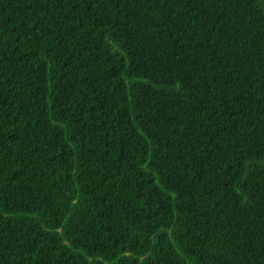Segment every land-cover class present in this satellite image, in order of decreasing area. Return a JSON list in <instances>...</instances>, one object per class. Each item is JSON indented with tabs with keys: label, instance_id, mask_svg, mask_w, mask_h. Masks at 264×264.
Returning <instances> with one entry per match:
<instances>
[{
	"label": "trees",
	"instance_id": "obj_1",
	"mask_svg": "<svg viewBox=\"0 0 264 264\" xmlns=\"http://www.w3.org/2000/svg\"><path fill=\"white\" fill-rule=\"evenodd\" d=\"M0 264H264V0H0Z\"/></svg>",
	"mask_w": 264,
	"mask_h": 264
}]
</instances>
